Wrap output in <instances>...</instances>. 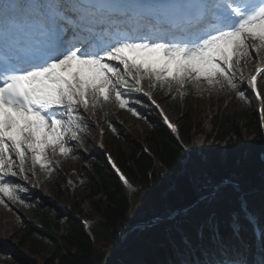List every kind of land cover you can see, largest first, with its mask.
Segmentation results:
<instances>
[{
  "label": "snow or ice",
  "instance_id": "1",
  "mask_svg": "<svg viewBox=\"0 0 264 264\" xmlns=\"http://www.w3.org/2000/svg\"><path fill=\"white\" fill-rule=\"evenodd\" d=\"M74 7L68 0H0V205L10 211L6 200L25 204L20 193L28 189L18 180L36 176L37 167L51 176L53 157L73 152L69 138L83 141L88 121L81 109L115 104L139 117L132 106L138 101L129 97L143 91L145 80L161 90L200 84L212 92H234L240 100L250 89L264 104L257 88L258 78L264 83V0H170L155 12L163 24L138 23L151 14L139 11L142 6H93L92 12L133 19L131 27L110 36L84 26ZM31 28L53 39L21 51L10 38ZM242 60L256 61L254 75L244 74ZM143 94L151 99L150 92ZM164 121L176 131L166 116ZM218 196L213 191L207 199L211 204ZM205 226L213 232L211 243L229 253L228 264H264V247L241 252L217 238L215 212ZM231 227H238L235 217Z\"/></svg>",
  "mask_w": 264,
  "mask_h": 264
},
{
  "label": "trees",
  "instance_id": "2",
  "mask_svg": "<svg viewBox=\"0 0 264 264\" xmlns=\"http://www.w3.org/2000/svg\"><path fill=\"white\" fill-rule=\"evenodd\" d=\"M184 104L182 112L175 109L181 114L180 138L184 146L190 148L186 165H183L184 149L159 118L152 114L145 117L147 127L142 136L135 138L125 134L121 125L111 120L104 144L135 187L132 195L101 155L83 156L88 165L78 168L85 184L83 191L79 194L78 189L70 193L64 187V191L58 190L54 195L67 203L74 213L91 221L92 238L78 221L52 204L42 199L33 200L31 219L21 220L14 231L15 247L24 252L26 258L0 244V264H38L36 258L40 259V264H103L106 254L133 223L152 215L162 217L178 205L191 202L199 193L211 189L218 182L216 177L224 176L226 171L243 188L264 190V141L256 113L236 112L227 106L219 109L211 119L212 132L207 135L213 143L208 149H202L190 146L192 131L201 127L195 115L200 106L188 99ZM263 204L264 201L259 203V208ZM85 205H88L86 212ZM253 212L259 213L258 209ZM31 220H36L40 229ZM161 233L159 243L155 238L146 237L147 234L139 240L138 236L130 237L110 254L106 264H150L147 255L150 249L158 246L157 252L160 250L152 264H175L163 248L174 240L179 241V235L170 238L164 228ZM152 241L155 242L153 246Z\"/></svg>",
  "mask_w": 264,
  "mask_h": 264
},
{
  "label": "rangeland",
  "instance_id": "3",
  "mask_svg": "<svg viewBox=\"0 0 264 264\" xmlns=\"http://www.w3.org/2000/svg\"><path fill=\"white\" fill-rule=\"evenodd\" d=\"M257 63L251 64L248 68H245L246 65H243L241 63V70L244 72V74L247 76L248 73H250L253 69V67ZM247 81L244 80L242 82V87L246 85ZM193 88L195 90V94L202 98V100H205L209 102L208 107L206 110L200 115L201 119L203 118L205 121L204 127L205 130L208 131L209 126L207 124V117L212 114L215 111L216 107H213L212 105H221L223 102H226L227 100L230 99L231 96L236 95L234 92H212L206 88L204 85H193ZM261 89L262 92L264 93V83H261ZM184 89H176L173 88L171 90L167 89L168 93H171L175 91V94L173 96L179 97L181 100V94H183ZM157 103L159 104L160 110L170 116L172 121L174 123L178 122L179 116L175 114L174 112L171 111L169 107V102L168 99L160 97L159 100H157ZM110 104L104 106L103 108L100 109H92L88 112H83V109H81V112L84 113L83 115L88 119H97L99 118L100 120H103L101 117V113H104V111L107 109V107ZM236 105L239 106V108H246L250 107V105L246 104L244 101L243 102H236ZM95 113V115L93 114ZM100 115V116H99ZM101 117V118H100ZM132 123L128 127L131 132L139 131L143 129V125H141L138 121H131ZM84 143L88 142V144L92 147L95 146L96 143L99 141V136H90L89 134L82 132ZM194 140L196 143L202 144L204 142V137L200 134H195L194 135ZM69 143H73L75 146L73 148V152L68 155L67 158L60 157L59 155L53 157L54 163H57L56 170L52 172L51 176L56 175V174H67L69 175L71 171L75 168V166L79 163L78 158H77V148L78 144L75 142L71 141L69 138ZM30 160L28 161V165L26 167L30 166ZM38 174L36 176L31 177L27 181H17L18 183L24 185L26 188H34L42 195L43 197H53L51 193V176H44L43 174ZM15 179V178H13ZM42 180L43 184H39L37 181ZM51 180V181H50ZM72 180H69V185H71ZM57 186V185H55ZM6 199V198H5ZM6 202L9 204L11 211L6 209L3 205H0V239L4 241H8L12 243L13 241L11 240V235L13 233V228H14V223H15V216H20L24 215L27 216V211H25L24 208L19 206L17 203H13L12 201H7Z\"/></svg>",
  "mask_w": 264,
  "mask_h": 264
},
{
  "label": "bare ground",
  "instance_id": "4",
  "mask_svg": "<svg viewBox=\"0 0 264 264\" xmlns=\"http://www.w3.org/2000/svg\"><path fill=\"white\" fill-rule=\"evenodd\" d=\"M249 43L251 44V43H253V42H252L251 40H249ZM261 55L264 56V52H262ZM242 62H243V60L241 61V63H242ZM250 62H252V61H247V62H245V63L249 64Z\"/></svg>",
  "mask_w": 264,
  "mask_h": 264
}]
</instances>
